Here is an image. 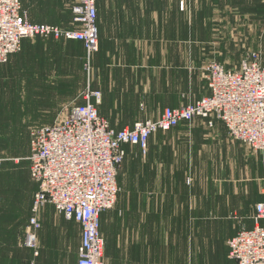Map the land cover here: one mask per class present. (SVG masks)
<instances>
[{"label":"crops","instance_id":"1","mask_svg":"<svg viewBox=\"0 0 264 264\" xmlns=\"http://www.w3.org/2000/svg\"><path fill=\"white\" fill-rule=\"evenodd\" d=\"M224 1H216L215 35L255 37L257 28L249 24L255 15L254 22L262 21L264 52V0ZM61 2L63 12H71L66 0ZM191 2L96 0L99 50L91 59L86 90L100 91V100H91L111 127L155 120L165 107L210 95L202 68L215 51L213 30L206 19L198 27L191 25ZM228 14L237 16L230 21ZM44 39H23L21 50L0 64V122H10L0 128L51 125L64 105L80 95L84 44ZM50 40H59V70ZM168 133L183 139L182 172H168L159 154L155 171L121 179L117 205L101 213L106 264L112 259L118 264H230L228 240L254 226L256 204L264 200V152L234 139L220 119L210 126L196 117L158 133L159 138ZM75 223L81 243V225ZM59 226L63 231L64 224ZM59 234L55 264L63 262V232ZM130 238L137 239V246L129 245ZM134 251L136 258L131 257ZM73 254L77 264L78 248Z\"/></svg>","mask_w":264,"mask_h":264},{"label":"built area","instance_id":"2","mask_svg":"<svg viewBox=\"0 0 264 264\" xmlns=\"http://www.w3.org/2000/svg\"><path fill=\"white\" fill-rule=\"evenodd\" d=\"M76 28L33 22L22 0H0V64L22 48L25 38L43 37L81 41L91 66L99 50L96 0H76ZM210 95L180 107H165L157 119L115 129L101 117L96 104L100 91L86 90L84 103L66 108L53 124L30 132L29 170L37 188L25 245L37 247L41 228L38 212L47 204L68 220L81 225L77 264H106L101 213L118 200V174L126 158V145H138L146 153L150 137L196 117L223 121L229 134L254 152H264V64L250 52L236 68L221 62L207 63ZM1 162V161H0ZM264 200L256 204L254 226L228 240L230 264H264ZM38 252H36L37 254Z\"/></svg>","mask_w":264,"mask_h":264},{"label":"rangeland","instance_id":"3","mask_svg":"<svg viewBox=\"0 0 264 264\" xmlns=\"http://www.w3.org/2000/svg\"><path fill=\"white\" fill-rule=\"evenodd\" d=\"M216 1L217 0H192L191 2L192 8L195 10L191 16L192 20L194 19L191 25L193 27H198L199 21L206 19L208 28L213 30V32H211L213 37L210 40L212 41V46L215 51L210 53L209 59L203 63L202 69H204L205 73L207 63L212 60L222 62L226 67H237L242 59L250 52L259 53L261 62L264 63L262 21L254 22L256 18L255 15L251 17L253 21L249 24L253 25L254 23L255 25H253V28H257L254 32L256 33L255 37L215 35L217 15ZM22 2L29 14V18L33 20V22L38 21L39 23L56 25L62 28L76 26L73 24V6L77 3L76 0H66L65 9L68 10L69 8L71 11L66 13L63 12L61 0H22ZM205 3H207V6H205ZM201 4L202 8H204L202 12L200 11ZM226 4H230V0H225L224 5ZM228 15L227 19L230 21L233 16H237V14ZM244 17L247 16H243V18ZM203 22H201V25ZM38 38L39 40L44 39L43 37L29 39L36 40ZM45 39L47 40V38ZM50 41L55 47V60L57 62V70H59V40ZM86 63L87 53L85 52L83 61L80 65V95L76 97L73 102L69 103L68 106L64 105L62 113H64L66 108L70 105L82 102L83 94L87 89L86 76L91 68V66L88 67ZM1 125L7 126L10 125V122L1 120L0 126ZM31 131V128L16 129L13 125L12 128H0V264H55V260L59 258V255L56 256L57 254L54 252L58 249L59 233L61 232H63L62 244L64 246L62 264H73L75 257L73 252L77 250L80 243L78 239V226L75 221L66 219L52 204H47L38 212L41 228L37 232V247L30 248L25 245L29 219L32 216L34 193L36 191V184L32 180L29 170V136ZM160 132L166 133L168 131H159L155 133L157 135H155V138L153 137L154 139H150L149 150H147L146 153L139 151L136 145H128V155L119 169V184L125 175L151 173L155 171L159 154L164 156L165 159L170 157V159L165 160L161 156V158H163L161 162L166 164L168 172H182L184 151L183 139L178 138L177 140V134L170 133L160 139V134H158ZM153 142L155 143L154 145ZM154 149L156 150V154L153 157L155 153ZM59 223L64 224L63 231L60 229L62 226H59ZM136 241V238H130L129 245H131V247L137 246ZM36 252L38 253L36 254ZM164 252L162 251V254H165ZM131 257L136 258L135 251L131 253ZM110 263L118 264L115 259H112ZM135 263L140 264L136 261Z\"/></svg>","mask_w":264,"mask_h":264},{"label":"trees","instance_id":"4","mask_svg":"<svg viewBox=\"0 0 264 264\" xmlns=\"http://www.w3.org/2000/svg\"><path fill=\"white\" fill-rule=\"evenodd\" d=\"M36 188H37V186H36Z\"/></svg>","mask_w":264,"mask_h":264}]
</instances>
